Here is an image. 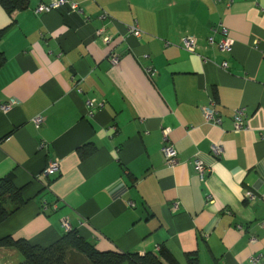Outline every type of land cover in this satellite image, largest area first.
Masks as SVG:
<instances>
[{
    "label": "crops",
    "instance_id": "crops-1",
    "mask_svg": "<svg viewBox=\"0 0 264 264\" xmlns=\"http://www.w3.org/2000/svg\"><path fill=\"white\" fill-rule=\"evenodd\" d=\"M51 1L29 0L11 16L0 6V107L13 103L0 109V180L11 176L23 201L0 238L46 248L66 220L100 251L165 247L180 264H264V0H72L76 10L37 13ZM218 26L233 42L228 54L220 34L208 44ZM207 106L220 125L204 121ZM238 109L245 126L234 132ZM52 160L58 173L39 179ZM17 254L0 249L1 264Z\"/></svg>",
    "mask_w": 264,
    "mask_h": 264
},
{
    "label": "trees",
    "instance_id": "trees-1",
    "mask_svg": "<svg viewBox=\"0 0 264 264\" xmlns=\"http://www.w3.org/2000/svg\"><path fill=\"white\" fill-rule=\"evenodd\" d=\"M28 4L29 0H0V6L8 16L16 11L26 9ZM6 31H0V39ZM4 64L5 57L0 53V69ZM81 153L84 155L85 151H81ZM22 205L21 190L16 189L12 177L6 176L1 179L0 224ZM0 249H11L20 254L23 261L18 264H70L68 262L70 252L77 254L86 264H180L165 247L159 248L155 253L144 255L122 253L115 250L100 251L93 243L84 240L76 231L65 232L59 241L46 248L30 245L26 240L4 237L0 238ZM192 256L194 257V255ZM194 258H187V263L197 264V260Z\"/></svg>",
    "mask_w": 264,
    "mask_h": 264
},
{
    "label": "built area",
    "instance_id": "built-area-1",
    "mask_svg": "<svg viewBox=\"0 0 264 264\" xmlns=\"http://www.w3.org/2000/svg\"><path fill=\"white\" fill-rule=\"evenodd\" d=\"M73 1L72 0H52L49 5H43V4L39 5L37 8V13L48 12V11L58 9L63 6H67V7H70V9L72 10H76L77 6ZM100 18L109 19V16L103 12ZM127 30H128V33L136 37L141 34V32L136 26L129 27ZM209 32H210V37L208 38L209 45H214L213 36H215L216 34H220V40L217 43L218 50L226 54L231 52L233 42L228 38V30L226 28L222 26L213 27L210 29ZM99 33L100 31L97 32V34ZM102 40L106 45L110 43L109 37H103ZM168 45L169 43H165L166 47ZM182 47L187 52L192 53L196 48V40L193 37H186L182 40ZM108 61L111 65H116L118 62V56L115 53H110L108 56ZM225 66L226 64H223V67ZM12 105L13 103H10V105H3L0 107V109L4 112H7ZM99 106L102 107L103 105L100 104ZM85 107L87 109L88 108L94 109L93 101L91 100L86 101ZM202 113H203V118L205 122L211 123L213 125H220L221 120L218 117V113L214 110L212 106L203 107ZM245 119L246 118L244 115V109H238L237 111L234 112V114L231 117V123H232V128L234 132H239L240 130L244 128ZM42 121L43 119L41 117H37L33 120V122L37 126L40 125ZM162 134H163V145L161 146L160 152L163 157V161L165 165L169 167H173L178 163L177 153L171 145H168L166 143L167 142L166 131H163ZM211 151H212L213 156L215 157L220 156L222 153V149L217 145L212 146ZM193 168H194V171L197 173V175L200 177L201 181H204V178L207 176V174H209V170L207 169V167H205V165L199 160L194 161ZM58 171H59L58 161L52 160L47 164L46 168L42 171L41 175H39V179L40 178L45 179L47 176L58 173ZM255 198H256L255 195H253L252 193L250 192L245 193V199L254 200ZM260 199L264 201V194L260 196ZM43 206L44 207L46 206L45 203L43 204ZM51 209L55 210L56 209L55 205L51 206ZM62 227L66 233L71 231L70 226L66 220L62 221ZM260 227L264 229V221L260 223ZM253 241H255V238H253ZM260 258H261L260 256H256V257H253L251 261L252 263H259Z\"/></svg>",
    "mask_w": 264,
    "mask_h": 264
},
{
    "label": "rangeland",
    "instance_id": "rangeland-1",
    "mask_svg": "<svg viewBox=\"0 0 264 264\" xmlns=\"http://www.w3.org/2000/svg\"><path fill=\"white\" fill-rule=\"evenodd\" d=\"M17 257H18V260L15 261L14 264H18L23 261V257L20 254H17ZM68 262L70 264H86L84 260L81 257H79L77 254H75L74 252H70V254L68 255ZM1 263L2 261H0V264Z\"/></svg>",
    "mask_w": 264,
    "mask_h": 264
}]
</instances>
